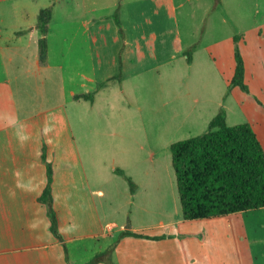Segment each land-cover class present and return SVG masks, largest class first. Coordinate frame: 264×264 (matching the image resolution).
<instances>
[{
	"label": "rangeland",
	"instance_id": "obj_1",
	"mask_svg": "<svg viewBox=\"0 0 264 264\" xmlns=\"http://www.w3.org/2000/svg\"><path fill=\"white\" fill-rule=\"evenodd\" d=\"M44 7L52 9L46 35L50 68L34 74L31 86L24 75L23 91L13 86V102L6 99L0 103V118L11 123L17 116L32 121L27 131L28 151L35 149L41 137L49 149L50 143L54 144V157L48 150L53 172L50 195L58 232L63 236L57 240L54 235H47L54 243L53 252L51 246L48 250L50 264H85L104 251L102 235H117L121 226L124 229L128 222L131 225L135 214L129 196L126 203L128 187L114 176V168L124 169L133 182L150 180L148 219L143 212L141 215L145 221H152V227L144 233H162L164 229L156 226V221L166 209L171 206L170 209L180 212L176 200L169 202L164 195L163 184L168 186L173 180L175 188L168 146L203 133L220 108L225 111L228 126L248 123L264 150V0H0V22L7 20L21 28L31 27L36 23L35 11ZM9 8L11 15L6 13ZM114 19L129 37H172L174 43L168 48L173 52L190 49L193 62L189 66L180 53L169 51L173 58L158 65V73H143L127 80L122 88L114 82L93 95V104L74 101V95L95 94L99 82L112 74L111 70L98 67L99 60L85 56V45L91 20L97 26L103 24L102 34L108 37L118 34ZM236 47L244 63V83L249 93L239 88L226 93L234 73ZM24 61L19 58L17 68ZM22 68L32 70L30 57ZM14 72L9 69L10 76ZM6 132L15 133L8 128L0 135ZM131 162L139 163L138 173L130 170ZM4 167L3 163L0 264H42L37 257L39 250L24 246L34 245L33 241L46 234L43 226L48 224L47 206L36 204L46 185V166L35 167L32 180L20 185L12 184L14 180L3 173ZM97 170L100 181L94 178ZM85 180L90 190L99 184L104 189L102 206L87 194V186L85 193ZM73 185L75 188H70ZM73 189L77 199L71 204ZM70 214H75L74 219H69ZM243 215L235 221L241 220L243 225L246 219L252 226L253 237L264 235L259 232V227L264 226V208ZM96 216H100L99 225L90 231L101 236L91 238L85 235L86 229ZM189 224L200 223L185 222L181 230H197L187 228ZM215 232L220 247L237 244L233 234L226 238L223 232ZM261 239L254 238L252 247L264 243ZM126 242L130 244L123 243L112 256L113 262L129 261L121 250L136 258L150 254L145 243ZM188 244L196 247V239Z\"/></svg>",
	"mask_w": 264,
	"mask_h": 264
},
{
	"label": "crops",
	"instance_id": "obj_2",
	"mask_svg": "<svg viewBox=\"0 0 264 264\" xmlns=\"http://www.w3.org/2000/svg\"><path fill=\"white\" fill-rule=\"evenodd\" d=\"M168 1L172 2V0H168ZM41 9L43 8L37 9L34 15H38ZM6 13L11 15L12 10H10L9 8L6 11ZM25 15H27V13H25ZM2 21L3 20H1V22ZM1 22H0V103L6 99H8V101L13 102V94L15 90L13 86H17V88L20 87L22 88L23 91L24 75H27L28 86L29 85L31 86V78L34 74H37L41 70H46L50 68L48 61L49 58L48 44H47L46 60L43 64L39 62L38 41L40 39V34L38 30L35 29V25L27 28H21L15 25L14 23H9L7 20L4 21L5 23H1ZM93 22L94 21L91 20L87 30V34H89V37L87 38L86 41L87 43L85 45L86 47L85 56L92 60L93 59L99 60L98 67L100 69L104 67L111 70L112 72V74L107 76L103 82H99L98 85L100 84H104V85L100 89H98V91H96L94 95H97L99 92H101V90L106 89L110 84H113L114 82L118 83L122 88L127 80L139 77L143 73L149 72L151 70H154L155 73H158L157 66L162 64L163 62L168 63L173 58V55L176 53L178 54L180 53L181 57L185 58L183 53L185 50L181 51L177 49V52L174 51L175 52L174 53L173 49H171L170 47L168 48V46H172V44L174 43L175 39H173L172 37L169 38L158 34L157 35L152 34L147 38L129 37L127 36L124 30H122L123 37H120L118 31H117L118 33L117 35L115 33V35L105 37L102 34L103 24L97 26L96 23ZM48 33H49V24L47 28V34ZM193 46L195 45L193 44ZM169 51H172L174 54L169 55L170 54ZM29 57L32 59L31 71L22 68V65L25 64L26 61L28 62ZM19 58L20 59L24 58L25 61L17 68ZM148 61L154 63H147ZM192 62L193 59L191 57V63L190 64H188L187 62L186 63L190 66ZM9 69L15 71L13 76L9 75ZM115 76H118L119 79L118 80L113 79ZM92 82H94L93 79ZM175 85L178 86V83H176ZM93 103H94V96H93V102L90 104ZM29 122L32 121L28 120L27 118H21V117L19 118L18 116L15 117L12 123L11 120L4 121L2 118H0V134H2L4 129L8 130V128L13 129L15 131L13 135L7 134V132L4 135H0V161L3 160L2 162H0V167H3V163L5 164L6 167H4L3 173L10 174V178H13L14 180L12 184L16 183V185L17 184L20 185L31 181L33 178V172L36 169L35 167L45 165V162L49 164L48 150L52 151L50 153L54 157V144L50 143L52 149H49V145L47 144V142L46 143L44 142L43 137L39 139L38 143H35V149H33V151H28L27 140L28 139L30 140V137L27 135V131H28ZM35 122L37 123V121ZM39 128L42 131L43 124H41ZM37 129L38 127L36 128V130ZM171 144H169L168 150ZM136 146L138 145L136 144ZM29 153L31 154L30 159H29ZM43 156L45 157V161L42 159ZM170 162H171V156H170ZM129 166H130V170L133 173L139 172V168H138L139 163L131 162V165ZM114 169H113L114 176L121 178L114 173ZM121 170L126 175V171L124 169ZM99 171L100 170L94 172L95 173L94 178L96 180L98 179V181H100L101 179V174ZM1 173L2 172H0V174ZM130 179H133V177H131ZM1 181L2 180L0 177V182ZM52 182H53V173H52ZM84 183H85L84 184L85 193L87 186L88 187L87 194L94 196V198L97 199L98 204L102 206L103 200H105L106 195L101 185L99 184L98 186H96L95 190H90L91 187L87 183V180H85ZM133 183L135 184V190L133 194L130 193L128 185H127L128 189H125V192H126V203L128 196L130 197V206H131V210L135 214V219L131 218V225L129 226V228L125 227L123 229L121 226L119 234L117 235L114 234L109 236L102 235L104 239V243H103L104 251L117 240V237L121 233L125 231L141 233L149 236H165V239L158 241H151L147 239H137L128 236L123 237L118 241L117 247L115 248L112 256L114 254H117V252L121 249L123 243L129 245L130 242H126V241L134 240L141 244L145 243L144 246L150 249V254L148 255L141 254L136 258L130 252L127 251L123 252V250H121V253L125 254L126 257L129 258V261H127L125 264H137L136 263L137 261H140L142 264H264V243H261V245L257 247H252V243H251L254 238L261 239L264 238V235L261 234L262 236L260 235V237L257 236L253 237L252 226L249 225L246 219H244L243 225L241 223V220L238 222L235 221L238 219L237 217H239L240 215L244 214L243 216L245 217L246 212L201 220L199 221L200 223L199 225L195 226L189 224V226L187 227V228L197 227L196 231H191V230L184 231L181 230V227L182 225H184L185 222H189V221H185L182 219L181 210L179 212L176 208L170 209L171 207L170 206L169 208L166 209V213L163 214L161 218L156 221L157 224L156 226L164 229V231L160 234L144 233L145 230H149L152 227L150 226L152 221L151 220H149V222L145 221L143 219V216L141 215L142 214L141 212H143L145 219H148L147 218L148 215L146 214L147 212L146 206L147 203L149 202V196L151 195L150 188L152 184L148 179L144 180L142 183L134 179ZM73 187L74 185L70 186V188ZM163 188L166 199L169 202H173V203L176 200L177 207H179L180 209L176 183H175V188H174L173 180L171 183H168V186H165L163 184ZM71 196H72L71 199V204H72L73 200L76 198L74 189L71 192ZM37 198H36V204H41L37 202ZM52 204H53V198H52ZM73 204L76 203L74 202ZM72 215L73 214H70L69 217V219L71 220L74 219L75 214L71 218ZM46 217H47V213H46ZM232 220L233 223L231 222ZM99 221H100V216L99 218L98 216H96L95 222L91 225L90 228L86 229L88 232L85 234L86 236H89L91 238H96L101 236V235H97V232L90 231L91 228L94 231L96 230L97 226L99 225ZM222 224L224 225L222 226ZM240 224L242 226H240ZM218 226L224 229L223 230L219 228L216 229ZM43 229L45 230L46 234H44L42 237H39L38 240L33 241L34 245L29 244L27 246H24V248L28 249L30 247H33L38 249L39 252L37 254V257L39 258L40 262L42 264H50L48 250L51 246L53 252L54 243H52L51 240L47 238V235L51 234L49 231V219H48V224H46L45 227L43 226ZM259 229H260L259 232H263L264 234V226L259 227ZM216 230L223 232L226 238H229V236L233 234V236L236 238L235 242H237V244L229 245L226 249L224 247H220L217 244V240H216V232H215ZM57 232H58V228H57ZM58 234L62 239L63 235L59 232ZM192 239H196V243H197L196 247H192L190 246V244H188ZM220 249L222 250V253L220 252ZM224 250H226V253ZM26 261L28 263L33 262L30 259H26ZM113 263L119 264L115 262Z\"/></svg>",
	"mask_w": 264,
	"mask_h": 264
},
{
	"label": "trees",
	"instance_id": "obj_3",
	"mask_svg": "<svg viewBox=\"0 0 264 264\" xmlns=\"http://www.w3.org/2000/svg\"><path fill=\"white\" fill-rule=\"evenodd\" d=\"M51 16V8H43L39 11L35 24V29L40 34L38 58L41 64L46 60L45 36ZM114 22L120 37H123L119 21L114 19ZM237 40V37H234V41ZM183 53L186 62L190 64V49ZM234 62L233 77L226 93H230L234 88L249 93L244 83V63L237 47L234 50ZM113 79L119 78L115 76ZM103 85L100 84L95 93ZM93 95L94 93L74 95L73 100L92 103ZM169 152L183 220L201 221L264 208V150L248 123L234 126L226 124L223 108L219 109L203 133L172 143ZM42 159L45 161L44 156ZM45 166L46 186L37 202L47 206L49 231L60 240L50 195L53 172L48 163L45 162ZM114 173L127 183L130 193L133 194L135 184L131 179L121 169H114ZM129 226L128 222L126 228ZM127 236L151 241L165 239V236L125 231L105 251L96 253L85 264H114L112 254L118 241ZM65 260L67 261V258Z\"/></svg>",
	"mask_w": 264,
	"mask_h": 264
}]
</instances>
